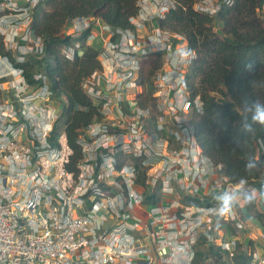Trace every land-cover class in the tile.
<instances>
[{"label":"built area","instance_id":"1","mask_svg":"<svg viewBox=\"0 0 264 264\" xmlns=\"http://www.w3.org/2000/svg\"><path fill=\"white\" fill-rule=\"evenodd\" d=\"M44 2L0 0V37L13 57L0 56V264H194L200 241L238 264L237 240L215 229L244 230L242 215L214 211L215 197L235 185L203 153L191 122L203 113L188 87L197 52L160 23L177 2L139 0L126 29L90 16L67 22L62 56L74 61L94 47L101 64L82 83L97 114L79 132L77 158L65 99L44 73L34 86L18 66L44 54L32 29ZM232 3L201 0L194 10L215 16Z\"/></svg>","mask_w":264,"mask_h":264},{"label":"trees","instance_id":"2","mask_svg":"<svg viewBox=\"0 0 264 264\" xmlns=\"http://www.w3.org/2000/svg\"><path fill=\"white\" fill-rule=\"evenodd\" d=\"M138 1L45 0L32 23L34 34L44 40L45 51L18 66L24 68L26 79L34 86L38 84L34 75L44 73L54 97L65 99L62 116L76 158L79 132L97 114V107L84 93L82 83L101 64L94 47H88L74 61L66 60L61 47L70 43V37L63 38L62 33L67 22L78 16L97 17L113 28L126 29L130 27L129 19L138 11ZM175 1L177 8L160 23L163 28L183 35L197 52L188 75L192 96H199L203 104V113L194 112L191 116L196 141L207 157L225 167L232 185H240L241 178L246 180L240 193L251 185L262 190L264 124L254 122L252 116L256 104L264 107V0H233L231 6H222L215 16L194 10L201 0ZM216 22L222 23V33L214 31ZM0 56L13 58L1 37ZM249 160L257 164L251 172L245 170ZM255 200L246 205L250 212ZM187 201L198 205L210 203L208 199Z\"/></svg>","mask_w":264,"mask_h":264},{"label":"crops","instance_id":"3","mask_svg":"<svg viewBox=\"0 0 264 264\" xmlns=\"http://www.w3.org/2000/svg\"><path fill=\"white\" fill-rule=\"evenodd\" d=\"M242 194L243 193L238 194L236 204L244 200ZM235 209L240 215H242L246 228L240 231L230 223H222L220 226L216 227L215 231L221 238L237 240L238 249L234 262L245 264L255 258V256H264V248L260 245L262 243L261 239L264 236V224L256 219L257 215H263L264 211L257 208L256 215L252 213L251 217L245 212V208L242 209L235 205ZM226 262H229V259L215 244L210 245L205 241H200L197 245L194 264H224Z\"/></svg>","mask_w":264,"mask_h":264},{"label":"clouds","instance_id":"4","mask_svg":"<svg viewBox=\"0 0 264 264\" xmlns=\"http://www.w3.org/2000/svg\"><path fill=\"white\" fill-rule=\"evenodd\" d=\"M254 122H258L260 124H264V107L260 106L259 104L255 105V112L252 116ZM248 130L251 131V127L247 126ZM257 167V164L249 160L245 165V170L251 172L253 169ZM241 184H246V180L241 178ZM241 192L240 188L230 187L229 190L222 192L221 194L215 197L216 201H218V206L214 209V211L221 217L226 216L233 212L237 199L238 194ZM264 195V189L256 190L251 189L250 191L243 192V199L247 204H251L257 195Z\"/></svg>","mask_w":264,"mask_h":264},{"label":"rangeland","instance_id":"5","mask_svg":"<svg viewBox=\"0 0 264 264\" xmlns=\"http://www.w3.org/2000/svg\"><path fill=\"white\" fill-rule=\"evenodd\" d=\"M214 31H217L218 33H222L223 32V26H222V23H219V22H216L215 24H214ZM63 109V106H61V110ZM236 186H238V185H236ZM255 185H251V186H249V187H247V189H244L245 191H250L251 189H255ZM257 190V189H256ZM243 195V194H242ZM257 198V200H256V202H255V205L253 206V210L250 212L249 211V209L247 208V206H246V203H245V201L244 200H242L240 203H238V204H236L239 208H245L246 209V211L245 212H247V214H249V216H251L252 217V213L254 214V215H256V212H257V208L259 209H261V210H263L264 211V197H260L259 198V194L256 196ZM260 215V214H259ZM262 215V214H261ZM258 216V215H257ZM248 219H249V217H248ZM257 220H260V222L262 223V224H264V212H263V215H262V217L261 218H259V217H257L256 218Z\"/></svg>","mask_w":264,"mask_h":264},{"label":"water","instance_id":"6","mask_svg":"<svg viewBox=\"0 0 264 264\" xmlns=\"http://www.w3.org/2000/svg\"><path fill=\"white\" fill-rule=\"evenodd\" d=\"M235 187H236V188H242V185L240 184V185L235 186ZM147 242H148V245L150 246V248L153 249V246H152V244H151V241L148 239ZM153 254H154V252H153Z\"/></svg>","mask_w":264,"mask_h":264}]
</instances>
